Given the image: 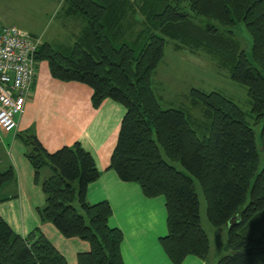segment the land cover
Masks as SVG:
<instances>
[{
	"label": "trees",
	"instance_id": "1",
	"mask_svg": "<svg viewBox=\"0 0 264 264\" xmlns=\"http://www.w3.org/2000/svg\"><path fill=\"white\" fill-rule=\"evenodd\" d=\"M66 2L68 13L85 21L81 35L65 49L42 40L35 59L45 60L57 80L88 85L93 107L105 98L123 105L108 168L120 180L138 183L146 197L164 196L167 232L159 243L171 263L209 254L196 182L211 225L227 226L237 216V223L227 227V252L215 264H264V231L257 235L264 225V165L259 169L255 133L247 120L263 119L259 141L264 150V0ZM127 10L132 18L135 12L141 15L135 35H124ZM239 24L250 37V58L235 34ZM167 39L176 49L201 50L228 69L230 79L246 88L250 113L221 92L191 88L192 102L209 120L199 135L185 111L161 107L152 75ZM17 138L44 194L37 209L41 222L52 223L64 237L88 242L89 250L77 254V264H124L123 234L108 225L110 204L87 200L88 185L100 175L91 154L79 142L49 152L30 129ZM14 182L11 165L0 170V201L10 197L1 189ZM0 264L67 261L39 229L22 237L0 217Z\"/></svg>",
	"mask_w": 264,
	"mask_h": 264
},
{
	"label": "crops",
	"instance_id": "2",
	"mask_svg": "<svg viewBox=\"0 0 264 264\" xmlns=\"http://www.w3.org/2000/svg\"><path fill=\"white\" fill-rule=\"evenodd\" d=\"M5 1L4 7H8L11 13L19 11L20 14L29 6L32 18H46L52 14L54 18L65 20L55 28H41L39 31L23 29L16 23L9 24L41 36L43 41L58 49L71 46L85 27L81 16L68 13L66 0ZM4 17L0 14V25H6ZM140 18L136 12L133 18L128 10L123 12L125 36L139 32L140 25L136 22ZM172 45L176 52L188 50L185 58L194 63L206 64L204 59H209L201 50L176 49L174 41ZM91 94L92 89L88 85L57 80L50 75L45 60L36 62L34 82L23 112L17 117L15 130L0 131V170L11 165L15 173V182L1 189L2 194L10 197L0 201V217L22 237L39 229L67 264H77V254L88 251L89 244L78 237H64L52 223L41 222L37 209L44 204V194L34 180L33 167L25 155L26 147L17 134L32 130L49 152L79 142L91 154L100 172L99 177L88 185L87 200L90 203L106 200L110 204L112 213L108 225L117 227L123 234L120 251L124 264H172L159 243V238L167 232L164 196L146 197L138 183L122 181L114 170L108 168L125 108L110 98L93 107ZM12 194L15 196L11 197ZM207 259L208 256L202 259L187 255L181 264H207Z\"/></svg>",
	"mask_w": 264,
	"mask_h": 264
},
{
	"label": "rangeland",
	"instance_id": "3",
	"mask_svg": "<svg viewBox=\"0 0 264 264\" xmlns=\"http://www.w3.org/2000/svg\"><path fill=\"white\" fill-rule=\"evenodd\" d=\"M0 14L5 15V23L9 25L16 23L17 26L30 31H39L41 28L51 29L65 23L59 17L46 18L41 16L30 17L29 6L23 12L11 13L8 7L5 6V0H1ZM61 21V22H60ZM72 22V21H68ZM237 37L242 41L244 49L251 57V41L245 28L239 24L236 28ZM170 39H167L164 48V55L159 62L155 72L152 75L153 89L159 98L161 107H176L185 111L192 122V125L197 130L199 135H202L209 125V120L203 115L202 108L195 105L190 96L191 88H197L205 92L217 91L221 92L241 107L246 113H250V103L246 93V88L230 79L229 72L226 69L218 68L214 61L210 58L204 59L206 64L202 62L194 63L192 60L186 59L185 55L188 50H180L176 52ZM251 127L255 133V140L259 153V169L264 165V150L261 149L259 141V131L263 123V119L256 121L247 116ZM164 159H167L163 153ZM168 160V159H167ZM177 169L183 170L178 162H171ZM195 188L199 199L201 226L209 238V254L207 264H215L220 257L226 254L227 242V226L215 227L209 223L206 217V206L198 184L195 182ZM264 231V225L257 232L261 235Z\"/></svg>",
	"mask_w": 264,
	"mask_h": 264
},
{
	"label": "built area",
	"instance_id": "4",
	"mask_svg": "<svg viewBox=\"0 0 264 264\" xmlns=\"http://www.w3.org/2000/svg\"><path fill=\"white\" fill-rule=\"evenodd\" d=\"M42 37L0 25V131L10 132L24 109L35 78V52Z\"/></svg>",
	"mask_w": 264,
	"mask_h": 264
},
{
	"label": "water",
	"instance_id": "5",
	"mask_svg": "<svg viewBox=\"0 0 264 264\" xmlns=\"http://www.w3.org/2000/svg\"><path fill=\"white\" fill-rule=\"evenodd\" d=\"M236 223H237V216L234 215V216H232V217L228 220V222H227V227H228V228H231V227H233Z\"/></svg>",
	"mask_w": 264,
	"mask_h": 264
}]
</instances>
